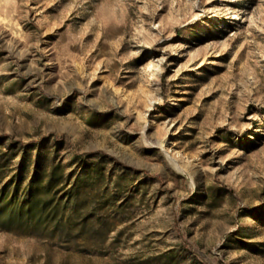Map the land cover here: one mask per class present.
<instances>
[{
	"label": "rangeland",
	"instance_id": "1",
	"mask_svg": "<svg viewBox=\"0 0 264 264\" xmlns=\"http://www.w3.org/2000/svg\"><path fill=\"white\" fill-rule=\"evenodd\" d=\"M0 264H264V0H0Z\"/></svg>",
	"mask_w": 264,
	"mask_h": 264
},
{
	"label": "trees",
	"instance_id": "2",
	"mask_svg": "<svg viewBox=\"0 0 264 264\" xmlns=\"http://www.w3.org/2000/svg\"><path fill=\"white\" fill-rule=\"evenodd\" d=\"M2 222H4L5 224H11L14 222V217L13 216H9V217H5L3 219H0Z\"/></svg>",
	"mask_w": 264,
	"mask_h": 264
}]
</instances>
